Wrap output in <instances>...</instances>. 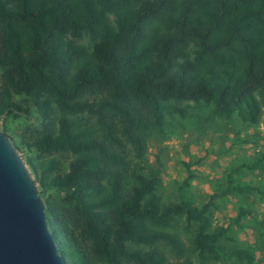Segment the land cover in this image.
Returning <instances> with one entry per match:
<instances>
[{"label":"trees","instance_id":"obj_1","mask_svg":"<svg viewBox=\"0 0 264 264\" xmlns=\"http://www.w3.org/2000/svg\"><path fill=\"white\" fill-rule=\"evenodd\" d=\"M83 34L89 46L77 42ZM181 102L259 123L264 0H0V119L27 118L33 109L45 128L28 148L70 158L65 170L53 158L31 167L41 197L52 190L68 205L67 217L45 212L65 264H189L169 262L159 249L181 255L168 231L175 217L196 224L199 264L253 263L251 248L221 243L241 209L225 227H212L211 198L196 205L189 177L177 201L164 203L156 174L129 172L124 147L140 157L141 133L160 130L166 105ZM263 161L264 151L248 168L264 174ZM252 190L228 176L220 194ZM256 223L264 243V220Z\"/></svg>","mask_w":264,"mask_h":264},{"label":"rangeland","instance_id":"obj_2","mask_svg":"<svg viewBox=\"0 0 264 264\" xmlns=\"http://www.w3.org/2000/svg\"><path fill=\"white\" fill-rule=\"evenodd\" d=\"M108 19L114 25L111 15H108ZM77 42L90 45L87 34H83ZM20 100V97H14L16 102ZM258 101L261 102V98L258 97ZM84 120L92 124L91 120ZM44 128L45 124L37 121L31 108L27 118L0 119V131L17 148L30 174L32 166L49 158L57 160L61 170H65L70 161L69 157L42 156L28 148V144ZM141 139L143 148L140 157L131 146L124 147L123 156L128 162L129 172L145 176L156 174L159 180L156 194L164 203L177 201V189L189 177L187 192L196 205L211 198L209 217L212 227H225L228 220L234 218L241 209L243 215L239 225H232L227 232V239L221 243L228 250L251 248L254 253L252 264H264V243L256 235V220H264V174L248 168L251 161L264 151V107L259 123L249 125L241 122L235 114L227 119L215 117L211 113V106L203 103H168L161 129L157 131L149 127L141 133ZM228 176L233 184L251 185L253 190L246 195L231 192L222 196L220 193L228 186ZM42 198L46 214L52 211L60 217H67L68 205L62 202L60 193L45 190ZM195 230L196 224L187 223L184 217L174 218L168 231L178 238L182 253L175 256L160 246L159 249L169 262L199 264L191 246ZM209 264L245 263L229 259Z\"/></svg>","mask_w":264,"mask_h":264},{"label":"water","instance_id":"obj_3","mask_svg":"<svg viewBox=\"0 0 264 264\" xmlns=\"http://www.w3.org/2000/svg\"><path fill=\"white\" fill-rule=\"evenodd\" d=\"M0 264H65L45 204L10 138L0 131Z\"/></svg>","mask_w":264,"mask_h":264}]
</instances>
